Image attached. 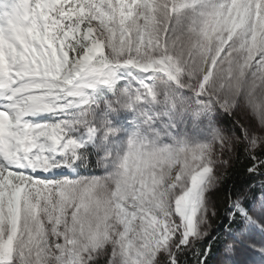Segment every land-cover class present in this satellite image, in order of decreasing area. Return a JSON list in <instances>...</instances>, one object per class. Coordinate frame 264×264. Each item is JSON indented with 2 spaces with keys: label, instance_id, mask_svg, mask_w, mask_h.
<instances>
[{
  "label": "snow or ice",
  "instance_id": "6c2138e0",
  "mask_svg": "<svg viewBox=\"0 0 264 264\" xmlns=\"http://www.w3.org/2000/svg\"><path fill=\"white\" fill-rule=\"evenodd\" d=\"M0 264H264V0H0Z\"/></svg>",
  "mask_w": 264,
  "mask_h": 264
}]
</instances>
